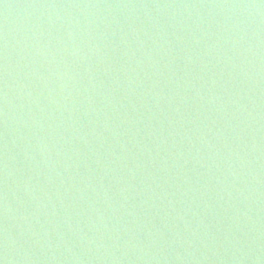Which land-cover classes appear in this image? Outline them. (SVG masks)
Listing matches in <instances>:
<instances>
[{
    "label": "water",
    "instance_id": "1",
    "mask_svg": "<svg viewBox=\"0 0 264 264\" xmlns=\"http://www.w3.org/2000/svg\"><path fill=\"white\" fill-rule=\"evenodd\" d=\"M0 264H264V0H0Z\"/></svg>",
    "mask_w": 264,
    "mask_h": 264
}]
</instances>
